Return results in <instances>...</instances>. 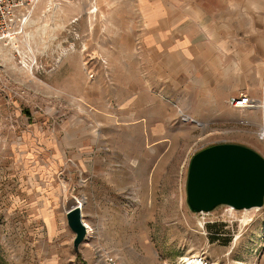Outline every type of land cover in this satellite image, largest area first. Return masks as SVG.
I'll return each instance as SVG.
<instances>
[{"label": "rangeland", "instance_id": "1", "mask_svg": "<svg viewBox=\"0 0 264 264\" xmlns=\"http://www.w3.org/2000/svg\"><path fill=\"white\" fill-rule=\"evenodd\" d=\"M111 1L41 0L18 53L13 44L0 48V264H32L11 256L45 225L16 205L55 170L66 185L62 204L83 201L92 229L84 242L119 264H185L191 256L264 264V205L193 212L187 202L193 155L254 143L256 131L219 120L214 130L206 117L183 124L179 79H160L150 54L140 53L153 39L134 16L135 0L114 11ZM32 220L38 226L27 227Z\"/></svg>", "mask_w": 264, "mask_h": 264}, {"label": "crops", "instance_id": "2", "mask_svg": "<svg viewBox=\"0 0 264 264\" xmlns=\"http://www.w3.org/2000/svg\"><path fill=\"white\" fill-rule=\"evenodd\" d=\"M111 2L113 11L126 5L121 0ZM132 4L134 16L138 13L144 23L145 35L153 39L140 53L150 54L151 70H157L160 79H179L175 82L179 85L177 106L183 124L204 117L214 130L218 120L245 124L250 131L264 124V0H135ZM248 70H254V88L249 87ZM241 93L259 101L260 107L231 106V98ZM232 110L239 115L233 117ZM237 143L264 156L263 140ZM57 173H47V185L36 192H22L16 210L33 213L45 226L34 228L37 232L27 242L29 248L11 257L32 264H101L103 255L111 252L89 242H83L79 251L74 248L75 233L66 216L72 204H62L67 190ZM57 206L63 209L58 217ZM82 213L85 221L83 207ZM36 223L25 225L35 227Z\"/></svg>", "mask_w": 264, "mask_h": 264}, {"label": "water", "instance_id": "3", "mask_svg": "<svg viewBox=\"0 0 264 264\" xmlns=\"http://www.w3.org/2000/svg\"><path fill=\"white\" fill-rule=\"evenodd\" d=\"M187 202L193 212H209L220 205L251 209L264 205V156L250 146L223 142L208 146L190 160ZM75 233L76 251L87 239L82 207L66 211Z\"/></svg>", "mask_w": 264, "mask_h": 264}, {"label": "built area", "instance_id": "4", "mask_svg": "<svg viewBox=\"0 0 264 264\" xmlns=\"http://www.w3.org/2000/svg\"><path fill=\"white\" fill-rule=\"evenodd\" d=\"M41 0H0V48L13 44L18 53L19 38L25 33L33 12ZM230 103L237 109H255L259 107L258 101L247 94L232 97ZM259 140L264 141V124L256 131ZM87 226V225H86ZM88 229V227H87ZM89 232V231H88ZM101 264H119L117 258L110 253H105Z\"/></svg>", "mask_w": 264, "mask_h": 264}, {"label": "bare ground", "instance_id": "5", "mask_svg": "<svg viewBox=\"0 0 264 264\" xmlns=\"http://www.w3.org/2000/svg\"><path fill=\"white\" fill-rule=\"evenodd\" d=\"M260 106V105H259ZM80 203H78V205H80L81 207H83V205H81L82 203H83V201L82 200H80L79 201ZM252 209H255V208H252ZM245 211H248V210H245ZM84 220V219H83ZM243 223H245L246 221H247V218L245 217V218H243L242 220H241ZM84 223L87 225V227H88V229L90 230L91 229V226H90V224L88 223V222H86V221H84ZM91 231V230H90ZM183 262L185 263V264H206L204 261H203V259L202 258H200V257H196V256H194V257H184L183 258Z\"/></svg>", "mask_w": 264, "mask_h": 264}]
</instances>
